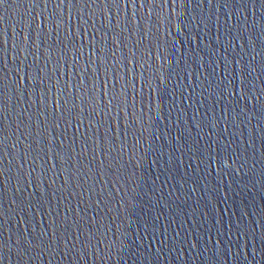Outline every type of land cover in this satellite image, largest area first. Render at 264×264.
Segmentation results:
<instances>
[{
  "label": "snow or ice",
  "instance_id": "obj_1",
  "mask_svg": "<svg viewBox=\"0 0 264 264\" xmlns=\"http://www.w3.org/2000/svg\"><path fill=\"white\" fill-rule=\"evenodd\" d=\"M144 3H147V0H144Z\"/></svg>",
  "mask_w": 264,
  "mask_h": 264
}]
</instances>
